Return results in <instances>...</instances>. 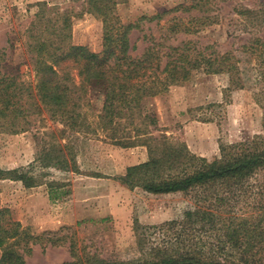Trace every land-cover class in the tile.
<instances>
[{"label":"trees","instance_id":"16d2710c","mask_svg":"<svg viewBox=\"0 0 264 264\" xmlns=\"http://www.w3.org/2000/svg\"><path fill=\"white\" fill-rule=\"evenodd\" d=\"M117 1L84 0L88 11L103 18L100 53L73 44L71 11L55 12L53 20L43 14L36 16L38 20L28 31L26 62L7 61L6 52H0V135L24 131L34 117H46L61 124L64 135L111 133L118 145L130 147V134L119 138L114 130L140 112L146 98L188 82L196 72L225 74L228 89L243 88L239 61L232 53H208L210 47L200 48L190 41L172 46L152 37L142 54L133 56L136 46H132L130 34L139 24H123ZM188 1V6L179 5L175 10L200 12L204 16L198 20L204 24L217 21L213 13L222 0ZM163 16L149 20L160 22ZM243 51L257 65L253 95L264 111V39L250 40ZM25 65L30 72L21 70ZM29 74L32 79L26 80ZM90 87L105 89L104 106L93 124H88L93 114L85 98ZM145 119L150 125L157 123L155 117ZM262 121L261 134L222 145L220 157L213 161L192 154L184 144L170 145L166 137L157 146L147 144L149 161L129 168L122 182L154 195L182 193L189 202L182 216L159 225L136 223L137 252L132 258L79 255L71 242L72 261L64 264H264V116ZM145 134L151 133L135 131L134 140ZM70 155L71 150L65 153L64 147L55 144L44 159L68 172ZM29 174L27 169L5 171L0 167V182L22 181L30 188L36 179ZM50 191L55 193L53 188ZM65 230L73 232L65 228L60 233L35 235L15 221L0 200V264H27L25 256L32 253V246L44 242L55 246L61 238L51 236Z\"/></svg>","mask_w":264,"mask_h":264},{"label":"rangeland","instance_id":"374dc122","mask_svg":"<svg viewBox=\"0 0 264 264\" xmlns=\"http://www.w3.org/2000/svg\"><path fill=\"white\" fill-rule=\"evenodd\" d=\"M117 2L123 24H139L130 34L131 44L136 46L133 56L141 55L152 37L167 45L190 41L200 48L210 47L208 53H232L239 61L243 88L228 89L225 74L196 72L188 82L146 98L141 111L121 121L114 130L119 138L130 134V147L118 145L111 133L64 135L63 126L46 117H34L24 131L1 134V169H27L29 177L36 179L30 188L22 181H1L2 206L35 235L73 230L51 236L54 240L61 238L55 246L45 242L32 246V253L25 256L27 264L72 261L71 242L79 255L85 252L108 260L132 258L137 252L136 223L152 226L180 218L189 205L182 193L154 195L122 182L129 168L149 161L147 144L157 146L166 137L170 145L184 144L192 154L213 161L220 157L222 145L250 140L263 131L264 111L253 95L258 68L243 46L254 38L264 39V0L218 1L213 13L218 19L208 24L198 20L204 16L200 12L175 10L179 5L188 6V0ZM87 8L84 0H0V52H6L7 61L26 62L28 31L38 20L36 16L43 14L53 20L55 12L71 11L73 44L100 53L103 18ZM158 14H164L160 22L149 20ZM21 70L28 71V67ZM25 79L32 76L25 75ZM85 98L93 114L88 124H93L104 106L105 89L90 87ZM146 116L155 117L157 123L150 125ZM138 130L151 134L141 135L137 141L134 136ZM55 144L64 147L65 153L72 151L71 171L44 159ZM1 255L0 250V259Z\"/></svg>","mask_w":264,"mask_h":264}]
</instances>
